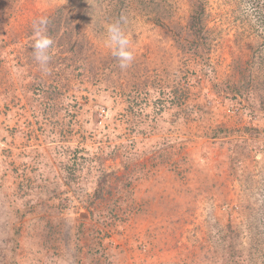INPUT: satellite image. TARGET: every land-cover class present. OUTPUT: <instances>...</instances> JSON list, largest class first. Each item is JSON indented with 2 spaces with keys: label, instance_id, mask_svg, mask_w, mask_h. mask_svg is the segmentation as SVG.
Returning a JSON list of instances; mask_svg holds the SVG:
<instances>
[{
  "label": "rangeland",
  "instance_id": "374dc122",
  "mask_svg": "<svg viewBox=\"0 0 264 264\" xmlns=\"http://www.w3.org/2000/svg\"><path fill=\"white\" fill-rule=\"evenodd\" d=\"M0 264H264V0H0Z\"/></svg>",
  "mask_w": 264,
  "mask_h": 264
},
{
  "label": "clouds",
  "instance_id": "9594fccd",
  "mask_svg": "<svg viewBox=\"0 0 264 264\" xmlns=\"http://www.w3.org/2000/svg\"><path fill=\"white\" fill-rule=\"evenodd\" d=\"M48 20L40 17L33 21L34 42L32 44L33 59L39 65L40 71L47 75L50 73L49 62L51 55L49 50L53 45L52 39L46 35ZM130 40L124 33L120 23H110L106 25L105 45L111 51V55L116 59L121 70L127 69L134 60V53L130 50Z\"/></svg>",
  "mask_w": 264,
  "mask_h": 264
},
{
  "label": "trees",
  "instance_id": "16d2710c",
  "mask_svg": "<svg viewBox=\"0 0 264 264\" xmlns=\"http://www.w3.org/2000/svg\"><path fill=\"white\" fill-rule=\"evenodd\" d=\"M200 17H201V15L200 14H198V13H195L192 17H191V20H192V22H191V25L193 26V25H195V26H197V30L196 31H200V25H201V20H200ZM194 27V26H193Z\"/></svg>",
  "mask_w": 264,
  "mask_h": 264
}]
</instances>
